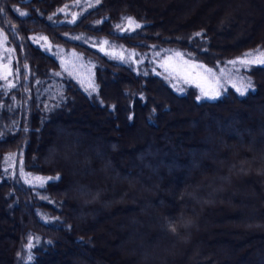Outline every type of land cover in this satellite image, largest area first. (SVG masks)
Masks as SVG:
<instances>
[{
	"label": "trees",
	"instance_id": "obj_1",
	"mask_svg": "<svg viewBox=\"0 0 264 264\" xmlns=\"http://www.w3.org/2000/svg\"><path fill=\"white\" fill-rule=\"evenodd\" d=\"M73 1L0 0L13 56V83L0 84V259L122 264L108 245L116 227L126 235L120 247L134 245L140 262L181 264L202 249L205 264H264V231L235 230L264 227V65L241 64L233 82L251 85L243 95L228 86L204 99L194 86L179 91L158 64L162 55L151 62L137 53L178 49L210 67L263 53V34L220 43L216 28L226 11H241L240 0H195L203 5L183 19L173 14L178 4L166 6L168 16L148 6L154 0H86L91 7L71 19ZM242 3L254 13L247 28L264 33V0ZM62 7L70 22L59 19ZM244 12L230 19L241 24ZM127 17L140 27L120 32ZM91 37L137 51L140 64L108 56L85 42ZM63 50L82 63L64 65ZM126 129L148 134L133 146Z\"/></svg>",
	"mask_w": 264,
	"mask_h": 264
},
{
	"label": "rangeland",
	"instance_id": "obj_2",
	"mask_svg": "<svg viewBox=\"0 0 264 264\" xmlns=\"http://www.w3.org/2000/svg\"><path fill=\"white\" fill-rule=\"evenodd\" d=\"M239 1V0H238ZM237 1V2H238ZM244 0H240L241 3V11H236L235 10L232 12L230 10L226 11V9H221L223 12L226 11L224 18L226 20H224V22H222L220 24L219 28H216L217 32H221L224 33L225 36H221L220 38V43L222 46H236L238 45V43L240 41H243L247 38L250 37L251 33L252 35H264V33L261 32H255V31H250L249 28H247L249 21L252 19L250 18V16H253V14H251L250 12L247 11V4H243ZM195 0H171V2L167 3L166 0H154V2L151 3H147L149 4L148 6L150 8H153L156 12H161V13H168L169 11H167V7L166 6H171V4L177 5L179 6V10L178 12L175 11L173 14H176V17H178V19H183L184 17H188V15L190 16H194V12H198V8H201V4H196L195 6ZM201 2H205L203 0H201ZM165 3V4H163ZM74 6V10L71 11V13L73 14L75 11H77V15H73L71 19L76 18V16H79V14H82L84 11H86L87 9H89L91 6H89L88 2H86V0H75L73 1ZM165 5V6H163ZM240 5V4H239ZM65 7H62V9ZM80 10V11H78ZM245 11L244 13H242L240 16V18L243 19V21H241V24L239 23H235L233 19H230L232 17V14H239L242 11ZM219 11V9H216L215 12L217 13ZM70 13L69 9H63L62 11V15L59 16V19H62L61 22H70L68 21L67 17L68 14ZM172 13V12H171ZM170 13V14H171ZM221 13V12H220ZM215 15V14H214ZM169 16V13H168ZM51 17V16H50ZM264 19V16H262ZM169 18V17H168ZM250 18V19H248ZM70 19V18H69ZM173 19V18H172ZM176 18H174L173 20H175ZM241 19V20H242ZM248 19V20H247ZM253 20V19H252ZM167 21H171V19H167ZM254 22V21H253ZM123 26L120 27L119 31L120 32H125V31H129L128 28V23L125 20V22L122 23ZM264 32V31H263ZM33 36H31V39L33 40ZM43 36H40L38 38V41L40 42V44L43 47H46L50 50H54L51 43L49 42V40ZM85 42L89 45L95 46L97 47L100 51H102L103 53L107 54L108 56L111 57H115L118 60H122V61H127L128 63H131L128 60H133L132 63L134 65H139V55H145L144 57H147L148 60H151V62H153L156 58L157 55H162V58L159 61V65L164 69L165 73L167 74V76L172 80L173 84L175 86H177L180 90L182 91L187 87L190 86H194L197 88L198 90V96L200 98H204V99H214L211 98L212 95H214L215 92H219L221 94V91H223V88H226L228 86H233L236 89H242L244 88V86L242 84H237L235 81L233 82V80L235 79V77H237V74H239V72L242 70V66L241 63L237 62L236 64H232L229 63L230 61L233 60H238V58L233 59L228 61L226 64L224 65H216L214 67H210L207 66L205 64H203L202 62L193 59L192 57H190L189 55H187L185 52L178 50V49H172V48H155L152 51H146V52H137L133 49H130L126 46L120 45L117 42H113L107 38H95V37H91L88 38V40L86 39ZM11 48L9 46L6 45L5 42V38L2 35V33L0 32V84L1 85H8L13 83V78H11L12 73H11V66H12V61L11 58H13L12 56V51ZM64 52H60V59L62 61V63L66 66L68 65H73V66H79L80 63H82V61L79 59L80 57L76 56L73 51H65ZM73 52V53H71ZM138 54H137V53ZM142 53V54H140ZM264 53V52H263ZM179 54V55H178ZM260 53L256 54L259 55ZM251 57V58H255ZM250 58V59H251ZM148 60H145V62H149ZM153 60V61H152ZM245 67L247 65H244ZM207 69H211V72H208ZM238 91V90H237ZM204 92H209L210 95L209 96H205ZM240 92V91H238ZM218 97V96H217ZM216 97V98H217ZM205 118H201L198 121V125L197 126H201L204 129V125H205ZM188 124V123H187ZM186 125V124H185ZM190 127V126H188ZM187 125L182 127L177 125V127L175 128V130L180 131H187ZM141 130V129H139ZM126 136L130 138V141L133 143V146L136 145L138 142L143 141V137L142 135L144 134H148L145 133L144 131H141V135L140 134H133V131H130L129 129H126ZM177 136H180L177 135ZM248 137L243 139L241 141L242 144L245 145H241L240 143L236 146H238L239 148L244 149V147L246 145L249 144ZM131 149H133V147H131ZM95 155V152H94ZM256 155V154H255ZM262 155L261 152H258V154L256 155V157H259L260 160L262 157H260ZM70 159V158H69ZM73 162V161H72ZM83 162V160H82ZM262 166H264V161H262ZM74 163V162H73ZM80 169L82 168V165L80 164V166L78 167ZM251 176V177H250ZM248 178H250V180H256V178H254L251 175L248 176ZM33 180H37V179H33ZM257 181V180H256ZM177 180L175 178H169V181L167 182V184H170L171 186H176ZM259 185L260 184H256ZM72 191H75L78 195H83L80 192H77L76 190H74V188L72 189ZM260 193H263L262 191H260ZM175 195L168 194V198L170 199H175L174 197ZM121 221V220H118ZM117 221V222H118ZM155 225L158 226V222H155ZM219 227V226H218ZM217 228V227H216ZM232 229V228H230ZM114 230H116V234L119 235V237H115V236H109L108 237V241L111 239V243H109V248L110 251H114L115 255L118 256V261L121 262L122 264H165L164 262H162V259H158L159 261H149L147 262H140V260H138L139 254L138 251H135L134 245L133 247L130 246L131 244L127 242V244H125L124 246H121L118 244L117 240L118 239H124L125 238V233L124 231L114 227ZM235 230H239L241 233V235L248 237L249 235L259 232V231H264V227L262 229L260 228H248V227H243L241 225L236 226ZM206 231V230H205ZM204 231V232H205ZM239 231H236L239 232ZM201 233V231H200ZM130 239V238H129ZM245 240V239H244ZM5 241L6 239H1L0 238V258L5 257ZM246 243V242H245ZM244 244V243H243ZM99 242H98V246H99ZM112 249V250H111ZM200 250V249H199ZM194 250L192 251L190 254L192 256L189 257L188 261L184 260L181 264H205L206 260H209V258L204 257V250ZM3 251V252H2ZM199 251V252H197ZM3 254V255H2ZM162 260V261H160ZM142 261V260H141ZM6 262V261H5ZM0 264H4V258L3 260L0 259Z\"/></svg>",
	"mask_w": 264,
	"mask_h": 264
},
{
	"label": "snow or ice",
	"instance_id": "obj_3",
	"mask_svg": "<svg viewBox=\"0 0 264 264\" xmlns=\"http://www.w3.org/2000/svg\"><path fill=\"white\" fill-rule=\"evenodd\" d=\"M97 3H99V0H97ZM0 11H2V9H0ZM61 11H63V9H61ZM20 15H27V13H20ZM126 20H127L128 25H129L128 30H134V28H139L140 27V25L138 23H136L133 18L127 17ZM117 27H119V25H117ZM197 35H199V33H197ZM5 39H6V37H5ZM250 56H251V53H245L243 58H238V60H233V61H230L229 63L236 64L237 62H239V63H241L243 65H249V64H261V65H264V53H260L255 58H251V59L249 58ZM207 71L211 72L212 70L211 69H207ZM250 87H251V85L248 84V85L244 86V88L237 89V90L240 91L241 95H243L244 92L247 91V89L250 88ZM204 95L205 96H209L210 93L209 92H204ZM219 95H220L219 92H215L214 95L211 96V98H216ZM35 179L43 180L44 178L36 177ZM173 231H175V228H173ZM28 247H32L31 239H30ZM29 259H31V257H29Z\"/></svg>",
	"mask_w": 264,
	"mask_h": 264
}]
</instances>
